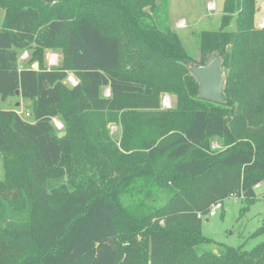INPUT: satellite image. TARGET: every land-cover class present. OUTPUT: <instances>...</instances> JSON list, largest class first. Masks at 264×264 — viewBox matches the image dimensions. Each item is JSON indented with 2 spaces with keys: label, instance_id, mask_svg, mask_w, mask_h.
Here are the masks:
<instances>
[{
  "label": "trees",
  "instance_id": "16d2710c",
  "mask_svg": "<svg viewBox=\"0 0 264 264\" xmlns=\"http://www.w3.org/2000/svg\"><path fill=\"white\" fill-rule=\"evenodd\" d=\"M168 6L0 0V99L31 101L33 117L0 107V264H264V242L216 252L202 231L215 203L231 194L253 201L264 182L257 0H225L221 26L200 34L199 62ZM46 48L60 49L63 62L47 67ZM214 53L221 103L199 97L189 69ZM70 69L79 80L71 87ZM162 93L175 97L172 108L163 109Z\"/></svg>",
  "mask_w": 264,
  "mask_h": 264
},
{
  "label": "rangeland",
  "instance_id": "374dc122",
  "mask_svg": "<svg viewBox=\"0 0 264 264\" xmlns=\"http://www.w3.org/2000/svg\"><path fill=\"white\" fill-rule=\"evenodd\" d=\"M225 0H169L168 18L171 27L180 36L185 48L193 60H201L200 34L203 30H217L221 26ZM5 10L0 7V28L4 23ZM256 25L264 27V0H257ZM236 22L233 20L229 30H235ZM30 52L25 50L23 54ZM22 54V55H23ZM27 59V57H26ZM62 51L57 48H46L44 60L47 67L58 66L63 62ZM78 76L70 69L65 79L67 86L78 83ZM104 95H110V88L104 87ZM18 102V103H16ZM163 109H170L175 104V97L166 93L161 94ZM0 107L16 109L24 118L33 119L30 114L31 101H25L21 97L6 102L0 99ZM8 109V108H7ZM52 122L57 131L64 128L59 118H53ZM110 134L120 138L121 126L115 121L108 122ZM213 148H221L222 143L214 140ZM5 179L3 155L0 152V181ZM257 197L253 201L236 195L229 196L223 201V206L216 215L209 212L202 217L203 234L214 240L208 244V248L219 251V244L239 247L250 250L261 242H264V182L256 188Z\"/></svg>",
  "mask_w": 264,
  "mask_h": 264
},
{
  "label": "water",
  "instance_id": "95a60500",
  "mask_svg": "<svg viewBox=\"0 0 264 264\" xmlns=\"http://www.w3.org/2000/svg\"><path fill=\"white\" fill-rule=\"evenodd\" d=\"M52 3L54 0H44ZM39 64L36 62L33 65L37 69ZM191 73L199 81V97L214 102H223L224 98V73L222 68V59L215 53L212 54L210 59L205 64H192L189 67ZM48 85V84H46ZM20 91H17L19 94ZM13 97H9L8 101H12ZM64 134L63 131L59 133L60 136Z\"/></svg>",
  "mask_w": 264,
  "mask_h": 264
},
{
  "label": "built area",
  "instance_id": "2783aa9c",
  "mask_svg": "<svg viewBox=\"0 0 264 264\" xmlns=\"http://www.w3.org/2000/svg\"><path fill=\"white\" fill-rule=\"evenodd\" d=\"M28 53H24L23 55H21V60L23 61V60H25L26 59V57H28ZM20 68H22V65H20ZM27 115H29V113H27ZM260 185L261 184H258L257 186H256V188H258V187H260ZM231 197H236V194H231L230 195ZM223 202H217V203H215L213 206H212V208H211V210L209 211V214L210 215H216V213H217V211L219 210V209H221L222 208V206H223V204H222Z\"/></svg>",
  "mask_w": 264,
  "mask_h": 264
},
{
  "label": "crops",
  "instance_id": "0c3cea01",
  "mask_svg": "<svg viewBox=\"0 0 264 264\" xmlns=\"http://www.w3.org/2000/svg\"><path fill=\"white\" fill-rule=\"evenodd\" d=\"M14 100V99H13ZM6 102H9L8 100H6ZM16 103H18V102H16ZM6 109L8 108V109H11L10 107H5Z\"/></svg>",
  "mask_w": 264,
  "mask_h": 264
}]
</instances>
